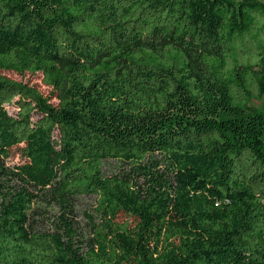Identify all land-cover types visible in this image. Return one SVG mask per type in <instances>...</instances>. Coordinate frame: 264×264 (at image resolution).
<instances>
[{
  "label": "trees",
  "instance_id": "obj_1",
  "mask_svg": "<svg viewBox=\"0 0 264 264\" xmlns=\"http://www.w3.org/2000/svg\"><path fill=\"white\" fill-rule=\"evenodd\" d=\"M263 97V0H0V264H264Z\"/></svg>",
  "mask_w": 264,
  "mask_h": 264
},
{
  "label": "rangeland",
  "instance_id": "obj_2",
  "mask_svg": "<svg viewBox=\"0 0 264 264\" xmlns=\"http://www.w3.org/2000/svg\"><path fill=\"white\" fill-rule=\"evenodd\" d=\"M264 1V0H263ZM2 74L18 81L28 82L30 85L37 87L45 96L51 95V87L47 86L44 82V77L42 73L30 74L26 73L21 75L12 71H1ZM53 102H57V99L53 97L51 99ZM9 113L16 116L18 113V107L15 104L7 105ZM249 111H262L264 112V97L262 99H253L248 107ZM24 145L15 146L11 150V156L6 160V165L14 166L15 164L24 163L26 160L22 155V147ZM118 161H107L105 163V173L108 176L119 174L127 168L124 167ZM0 203L2 202L4 196L8 191V185H14L16 182L10 179L3 178L0 180ZM38 197L32 204V210L30 214V225L36 230H53L55 223L57 222L59 216L62 214L61 207L55 202L45 196L41 192H36ZM73 210L68 215L72 217L74 225L79 232L80 237H87L90 234V218L89 215L94 213V208L97 205V199L95 196H82L78 198L75 202ZM128 219V216L122 213L119 217V221L123 222ZM59 223V221H58Z\"/></svg>",
  "mask_w": 264,
  "mask_h": 264
}]
</instances>
